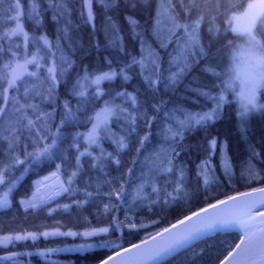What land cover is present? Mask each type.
I'll list each match as a JSON object with an SVG mask.
<instances>
[{"label": "snow or ice", "instance_id": "snow-or-ice-1", "mask_svg": "<svg viewBox=\"0 0 264 264\" xmlns=\"http://www.w3.org/2000/svg\"><path fill=\"white\" fill-rule=\"evenodd\" d=\"M76 11L91 27L88 47L74 35L69 0H0V210L20 196L26 213L76 210L79 222L94 208L99 222L84 216L83 231L0 233V264L33 255L59 264L50 257L96 247L112 253L98 264H264V131L259 146L251 136L253 118L264 122V0H79ZM48 13L53 37L44 30ZM233 118L247 151L238 169L230 133L212 132ZM197 133L203 141L189 143ZM218 167L229 184L243 180L250 190L212 195L223 183ZM29 174L37 179L21 193ZM196 197L202 206L161 226L154 210ZM125 230L146 235L125 247ZM229 233L235 239L214 252L197 248ZM54 236L100 242L11 250Z\"/></svg>", "mask_w": 264, "mask_h": 264}, {"label": "trees", "instance_id": "trees-1", "mask_svg": "<svg viewBox=\"0 0 264 264\" xmlns=\"http://www.w3.org/2000/svg\"><path fill=\"white\" fill-rule=\"evenodd\" d=\"M70 6L73 7L72 13V21L73 25H79V28L74 29V35L78 36L85 47H88L90 40H91V27L86 25L82 22L78 11L76 9L79 8V0H69ZM96 13H97V27L99 28L103 16L104 10L97 4L96 5ZM113 14V13H108ZM117 18L120 20L121 24L123 25L125 22L123 21V16L118 15ZM55 23L51 20V13H48L45 17V28L44 30L48 32L50 37H53L55 34ZM101 40H103V35L100 34ZM131 46V44H130ZM106 54V53H105ZM95 54L93 53L92 56L87 57L85 59V63H89L94 61ZM121 81H117L116 85L119 87ZM137 85V80L133 79L132 81L128 82L125 85L129 91L133 89ZM182 94V93H181ZM178 94L177 97H173V99L179 100ZM184 102V101H179ZM229 115H233L231 110H228ZM264 122L261 121L259 117L253 118L252 125H251V136L254 142H257V146H259V141L261 138L262 131H264V127H262ZM213 134H218L223 137L226 133H230V144H231V151L230 155L232 156V162L234 167L237 169L241 162L246 159L247 151L246 145L240 140L238 133L234 127V118L232 120L225 119L218 122L215 127L212 129ZM203 133H197L195 137L189 138V143L196 144L197 141H203ZM109 150H112L110 146ZM131 156L126 155L124 160L126 162L130 161ZM214 163H219V159L214 161ZM51 169H45L41 172V175L47 174V171ZM217 172L220 175V179L223 183L212 190V195H216L219 198H224L225 194H232L234 195L237 191H249L250 188L243 180L233 181L232 184L227 182V178L221 174V170L219 167L217 168ZM37 179L35 175L29 174L25 177L23 182V186L20 189V192H27L30 191L32 181ZM258 186V185H257ZM20 196L16 197V203L14 204L13 208L8 210H0V233L8 232L11 230H19V229H26L28 231H44L45 227L47 226V230H51L54 227H60L62 231H67L69 227H71L74 231H83L82 225L84 224L83 217L87 216L89 219L92 220L93 224H97L99 222V218L96 217L95 209H89L83 211L81 214V218L79 222L77 221V212L73 210L71 213L58 211L57 213H53L52 215L48 214L47 209L44 210H29L27 213L24 211L23 207L19 205L18 201ZM67 200H61V203H66ZM204 203L202 198L196 197L193 201L188 205H181L180 209L175 207L169 208L165 211H161L159 209L154 210L158 215L156 218H161L164 220V223L161 226H166L167 222H174L176 217L181 214V211H187L189 208L191 209H198V207L202 206ZM55 206V205H53ZM141 215L144 216H152L153 213L147 212L145 209ZM149 232H155V228H149ZM146 235L145 231H133L131 233L128 230H125V247L130 246L128 241L131 243H139L140 240ZM236 234L229 233L224 235H219L216 237L209 238L206 242L200 243L197 245V248L212 246L214 245L215 248L212 249L214 252L216 248L221 247L220 241L227 240L231 241L235 239ZM92 243V244H99L100 238H90L87 241L82 237H68V236H54V237H41L36 241L28 240V241H21L18 242L15 248H12L13 251L18 252H28L31 251L35 253L38 248H65L70 247L72 245H78L81 243ZM5 250L0 247V255H4ZM111 251L106 248L96 247L86 252H75V251H62L60 253H56L50 257L51 261H58L59 264H98L100 259L106 258L108 255H111ZM24 261V264H48L42 257L37 255H33L32 257L24 256L21 258ZM181 259V257H177L176 260H169L168 264H177V261ZM211 257L208 255L206 251L205 254V261H209Z\"/></svg>", "mask_w": 264, "mask_h": 264}, {"label": "water", "instance_id": "water-1", "mask_svg": "<svg viewBox=\"0 0 264 264\" xmlns=\"http://www.w3.org/2000/svg\"><path fill=\"white\" fill-rule=\"evenodd\" d=\"M235 234V233H234Z\"/></svg>", "mask_w": 264, "mask_h": 264}]
</instances>
